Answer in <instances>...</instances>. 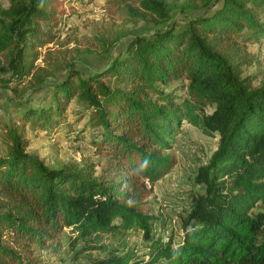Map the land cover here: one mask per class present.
I'll return each mask as SVG.
<instances>
[{
  "label": "trees",
  "instance_id": "obj_1",
  "mask_svg": "<svg viewBox=\"0 0 264 264\" xmlns=\"http://www.w3.org/2000/svg\"><path fill=\"white\" fill-rule=\"evenodd\" d=\"M64 1L0 0V85H45ZM140 3L166 26L134 35L105 67L71 65L49 84L44 103L19 102L20 115L0 121V264H42L41 252L65 233L78 258L102 249L101 236L133 229L147 241L142 257L137 248L112 249L95 263L264 264V210H257L264 204V82L248 73L262 63L248 45L264 40V0H206L198 15L188 13L198 7L194 0ZM178 9L182 24L172 14ZM179 80L182 99L167 89ZM184 121L218 136V146L193 176L205 190L189 191L175 244L148 205L178 163L168 150ZM62 126L69 139L100 129L91 140L99 162L49 166L29 151L30 131L53 134Z\"/></svg>",
  "mask_w": 264,
  "mask_h": 264
},
{
  "label": "rangeland",
  "instance_id": "obj_2",
  "mask_svg": "<svg viewBox=\"0 0 264 264\" xmlns=\"http://www.w3.org/2000/svg\"><path fill=\"white\" fill-rule=\"evenodd\" d=\"M173 1V0H167ZM187 0H177L178 3ZM197 1V8L188 9L190 15H198L205 8L206 0ZM6 4V0H4ZM66 14L63 15L62 24L57 33V39L50 43L47 50L52 52V74L47 77L45 85L21 86L17 91L11 86L0 85V121L7 122L20 115L17 104L30 100L31 105L44 103L48 96L46 93L49 84L62 80L68 73L71 65L84 72L105 67L111 58L122 51L134 35H150L166 26L169 20L161 19L154 13L144 10L140 0H65ZM132 9V10H131ZM174 21L182 24L185 14L179 9L172 11ZM250 53L261 59V64L250 66L248 73L256 74L257 84L264 82V40L252 41L248 45ZM46 48H42L45 53ZM38 63L43 64L42 58ZM176 81L167 86L168 90L176 89L179 98L186 96L185 89ZM24 88V89H23ZM78 107L76 99L70 103L68 118L74 119L72 109ZM19 110V109H18ZM75 124L76 131L81 129L87 120ZM77 134V133H75ZM100 129L86 127L80 139H69L65 126L49 134L45 131H30L31 144L29 151L38 154L49 166L65 164H79L89 160L99 162L95 156V149L91 140L98 137ZM0 141V154L4 149ZM218 146V136H208L199 129L184 121L180 134L173 147L168 150L177 157V165L155 187L148 208L155 215L166 220L161 231L162 236H174L177 244L181 240V219L190 203L191 189L203 192L204 185L194 182L193 176L201 164L208 162L210 156ZM264 210V204L257 210ZM161 222V221H160ZM160 222H157L155 236L160 233ZM68 233L62 235L49 249L41 252L42 264H97L95 261L106 256L108 250L139 249L140 257L147 250V241L143 238L140 229H133L125 234L116 233L104 235L99 238L98 244L102 249L87 251L84 255L76 257L73 250L68 247ZM80 247V246H78ZM163 264V263H160Z\"/></svg>",
  "mask_w": 264,
  "mask_h": 264
}]
</instances>
